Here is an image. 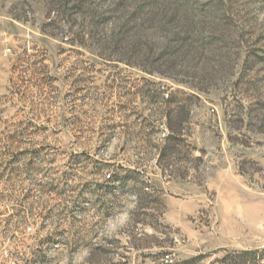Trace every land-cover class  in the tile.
I'll use <instances>...</instances> for the list:
<instances>
[{
	"label": "rangeland",
	"instance_id": "obj_1",
	"mask_svg": "<svg viewBox=\"0 0 264 264\" xmlns=\"http://www.w3.org/2000/svg\"><path fill=\"white\" fill-rule=\"evenodd\" d=\"M263 251L264 0H0V264Z\"/></svg>",
	"mask_w": 264,
	"mask_h": 264
},
{
	"label": "clouds",
	"instance_id": "obj_2",
	"mask_svg": "<svg viewBox=\"0 0 264 264\" xmlns=\"http://www.w3.org/2000/svg\"><path fill=\"white\" fill-rule=\"evenodd\" d=\"M87 255V250H82L81 252L77 253V257H80L81 259Z\"/></svg>",
	"mask_w": 264,
	"mask_h": 264
},
{
	"label": "trees",
	"instance_id": "obj_3",
	"mask_svg": "<svg viewBox=\"0 0 264 264\" xmlns=\"http://www.w3.org/2000/svg\"><path fill=\"white\" fill-rule=\"evenodd\" d=\"M109 183H112V182H114V178L112 177V176H109V181H108ZM264 252V251H263Z\"/></svg>",
	"mask_w": 264,
	"mask_h": 264
}]
</instances>
